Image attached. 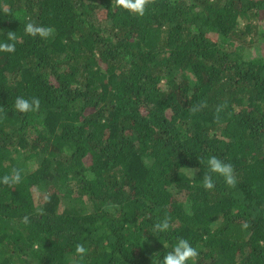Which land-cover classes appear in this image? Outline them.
Listing matches in <instances>:
<instances>
[{
    "label": "trees",
    "instance_id": "16d2710c",
    "mask_svg": "<svg viewBox=\"0 0 264 264\" xmlns=\"http://www.w3.org/2000/svg\"><path fill=\"white\" fill-rule=\"evenodd\" d=\"M8 32L0 264H161L179 239L188 264H264V0H0ZM210 155L235 185L203 187Z\"/></svg>",
    "mask_w": 264,
    "mask_h": 264
},
{
    "label": "clouds",
    "instance_id": "9594fccd",
    "mask_svg": "<svg viewBox=\"0 0 264 264\" xmlns=\"http://www.w3.org/2000/svg\"><path fill=\"white\" fill-rule=\"evenodd\" d=\"M147 0H116L118 5L129 9L137 15H143ZM26 31L31 35L39 34L41 37H47L51 34V29L44 27H34L31 23L27 24ZM17 37L14 32L7 33V40L0 41V52H14L15 41ZM39 106V100L33 98L31 101L24 97H17L15 108L20 112H28L35 110ZM194 176V173H193ZM216 178H222L226 185L232 186L236 183L233 165L226 162L216 155H210L206 158V171L202 176V184L206 189H212L215 186ZM22 176L18 169H14L11 174L0 177V183L18 184L21 182ZM155 229L165 232L169 229V220L165 217L154 225ZM75 264H80L83 260L86 249L83 245L77 244L75 249ZM198 255L197 249L191 245L186 239H179L172 250L163 256L161 264H188V261Z\"/></svg>",
    "mask_w": 264,
    "mask_h": 264
}]
</instances>
